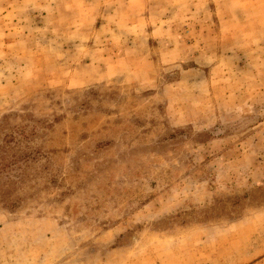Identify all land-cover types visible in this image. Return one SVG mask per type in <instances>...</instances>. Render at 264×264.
Instances as JSON below:
<instances>
[{
  "label": "rangeland",
  "instance_id": "rangeland-1",
  "mask_svg": "<svg viewBox=\"0 0 264 264\" xmlns=\"http://www.w3.org/2000/svg\"><path fill=\"white\" fill-rule=\"evenodd\" d=\"M4 144L0 264H264V0H0Z\"/></svg>",
  "mask_w": 264,
  "mask_h": 264
},
{
  "label": "trees",
  "instance_id": "trees-1",
  "mask_svg": "<svg viewBox=\"0 0 264 264\" xmlns=\"http://www.w3.org/2000/svg\"><path fill=\"white\" fill-rule=\"evenodd\" d=\"M10 137H13V136H10ZM17 143H19V140L17 141ZM14 148H15L14 146H11V145L8 146L6 144L0 146V157H1L0 160L1 161L4 160L3 163L0 164V168L8 166V164H10V163H18L17 162L18 161L17 158L20 157V156H23L22 155V150H20V148H16L15 151H12L11 153H8L9 149L13 150ZM16 154H18V156ZM16 156H17V158H16ZM22 160H26V159L22 158Z\"/></svg>",
  "mask_w": 264,
  "mask_h": 264
}]
</instances>
